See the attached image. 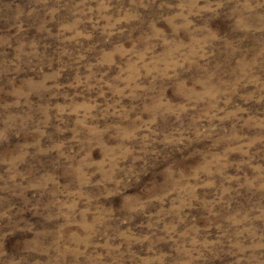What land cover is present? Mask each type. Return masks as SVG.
I'll use <instances>...</instances> for the list:
<instances>
[{
  "label": "rangeland",
  "instance_id": "obj_1",
  "mask_svg": "<svg viewBox=\"0 0 264 264\" xmlns=\"http://www.w3.org/2000/svg\"><path fill=\"white\" fill-rule=\"evenodd\" d=\"M0 264H264V0H0Z\"/></svg>",
  "mask_w": 264,
  "mask_h": 264
}]
</instances>
